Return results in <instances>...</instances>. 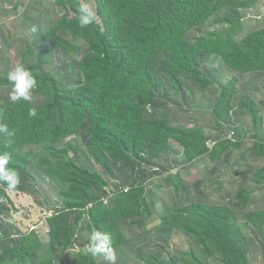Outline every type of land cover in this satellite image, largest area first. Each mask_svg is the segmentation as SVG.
<instances>
[{
    "label": "rangeland",
    "instance_id": "374dc122",
    "mask_svg": "<svg viewBox=\"0 0 264 264\" xmlns=\"http://www.w3.org/2000/svg\"><path fill=\"white\" fill-rule=\"evenodd\" d=\"M148 1L186 12L187 32L177 43L159 36L168 43L145 65L158 79L147 95L136 70L109 91L117 105L136 102L140 125H161L171 136L141 144L124 134L120 154L109 136L93 139L89 117L32 144L22 114L56 92L97 84V34L113 39L120 28L114 2L0 0V124L11 133H0V154L20 178L15 190L0 181V264H109L82 252L93 231L110 236L116 264H264V68L226 62L264 32V0ZM82 3L95 12L85 27ZM180 49L202 83L174 66ZM17 64L37 82L18 107L7 79ZM120 119L105 117L108 133Z\"/></svg>",
    "mask_w": 264,
    "mask_h": 264
},
{
    "label": "trees",
    "instance_id": "16d2710c",
    "mask_svg": "<svg viewBox=\"0 0 264 264\" xmlns=\"http://www.w3.org/2000/svg\"><path fill=\"white\" fill-rule=\"evenodd\" d=\"M114 2L115 18L119 25V30L115 33L114 38L110 36H100L97 34L99 48L97 49L99 60L97 65L96 76L99 80L97 84L86 83L76 90H67L64 92H56L45 106L35 110V116L23 114L27 124V137L33 136L30 141L32 144H38L45 141L46 138H55L57 135L63 134L67 129L77 127L79 123L88 117L92 119L94 126L90 129L93 139L109 136L111 141L118 147V153L123 154L125 151L124 134L131 137L133 142L141 141L143 144L146 139L160 138L165 139L171 136L169 128H163L161 125H140L144 121V111L138 108L136 102L127 108L125 105H117L112 98L110 90L111 83L126 84L131 78L135 70L138 73V81L141 85V94L147 95L148 88H153L158 82L157 77L150 74L145 68L154 57L166 48V43L159 39L160 35H164L167 41H182L187 29L183 28V23L187 16L186 12L178 15V12L171 10L167 4L157 1L148 0H110ZM177 6H183L184 3L178 2ZM117 8L119 12L116 13ZM217 6L209 11L207 16L204 14L203 19H208L217 11ZM177 20L181 21L179 25ZM200 24V23H199ZM181 62L174 66L182 72L191 73L199 83H202V71L196 64L187 59L185 50L180 49ZM238 53L239 55H237ZM189 61V62H188ZM252 61L253 70L264 68V32H258L250 37L249 45L246 49L239 48L234 50L230 55L226 56V62L233 63V68L237 63L240 64ZM140 63H146L140 69L137 67ZM189 64V70L186 65ZM241 65V64H240ZM114 89V88H113ZM115 89L114 91H116ZM90 101V108L84 109L83 103ZM67 108L61 106L62 103ZM12 106L22 105L21 101L14 102ZM20 111V110H19ZM21 112V111H20ZM132 115L127 118L126 115ZM121 115V119L117 121L113 127V132H107L104 126L106 116L110 120H114L116 116ZM67 117L75 119L69 120ZM87 117V118H86ZM142 124V123H141ZM118 129H122L120 137ZM23 140V138L19 139ZM166 149V143L159 151ZM203 152L195 155L194 158L201 156ZM207 153V152H206ZM97 160L95 154H92ZM191 160V159H190ZM103 167L109 168L110 164H103L97 160ZM247 264V262H246Z\"/></svg>",
    "mask_w": 264,
    "mask_h": 264
},
{
    "label": "clouds",
    "instance_id": "9594fccd",
    "mask_svg": "<svg viewBox=\"0 0 264 264\" xmlns=\"http://www.w3.org/2000/svg\"><path fill=\"white\" fill-rule=\"evenodd\" d=\"M81 15L79 24L85 27L95 19V12L89 3H82L79 9ZM32 31L36 32L37 28L34 25ZM7 79L12 84V93L10 99L13 102L31 101L32 90L36 87V79L32 73L22 64H17L12 70L7 73ZM35 110L30 112V115L35 116ZM0 133H9L6 125L0 124ZM10 156L7 153L0 154V181L6 183L8 189L15 190L20 182L18 173L8 167ZM83 254H90L93 257L103 255L104 259L109 264H116V254L112 246L111 238L107 233L93 231L89 237V242L82 249Z\"/></svg>",
    "mask_w": 264,
    "mask_h": 264
}]
</instances>
